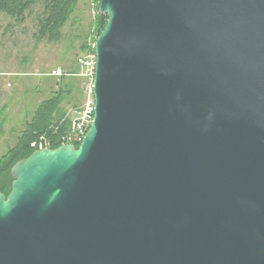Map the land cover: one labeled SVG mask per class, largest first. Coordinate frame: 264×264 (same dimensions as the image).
Listing matches in <instances>:
<instances>
[{
	"label": "water",
	"instance_id": "95a60500",
	"mask_svg": "<svg viewBox=\"0 0 264 264\" xmlns=\"http://www.w3.org/2000/svg\"><path fill=\"white\" fill-rule=\"evenodd\" d=\"M95 116L0 190V264H264V0H100Z\"/></svg>",
	"mask_w": 264,
	"mask_h": 264
},
{
	"label": "rangeland",
	"instance_id": "374dc122",
	"mask_svg": "<svg viewBox=\"0 0 264 264\" xmlns=\"http://www.w3.org/2000/svg\"><path fill=\"white\" fill-rule=\"evenodd\" d=\"M99 6L100 1L81 0L63 30V39L56 43L38 41L36 38V21L44 10L43 0L28 11L24 23H18L15 29L5 35L0 33V120L6 119L4 135L0 139V158L16 144L38 104L49 98L57 88L60 80L48 74L57 68L71 70L85 42L91 48L87 54L93 51L92 44L97 39L95 22ZM85 85L81 77L83 96ZM68 108L71 115L75 116L78 109Z\"/></svg>",
	"mask_w": 264,
	"mask_h": 264
},
{
	"label": "trees",
	"instance_id": "16d2710c",
	"mask_svg": "<svg viewBox=\"0 0 264 264\" xmlns=\"http://www.w3.org/2000/svg\"><path fill=\"white\" fill-rule=\"evenodd\" d=\"M38 1L40 0H0V12H6L15 17L18 23H22L26 19V13ZM43 1V13L37 17L36 21L38 27L36 38L38 41L59 42L63 39V30L73 17L81 0ZM97 1L99 3L100 0ZM96 20L95 31L98 37L104 30L108 17L102 16L99 12ZM89 50L91 48L89 49L85 42L81 47V54L75 60L74 67L69 71L64 70L65 74L61 77L52 76L60 80L57 88L49 98L38 104L34 114L32 113L30 120L26 122L25 129L19 135L16 144L0 158V190L4 194L8 195L12 189L11 169L14 164L30 157L35 152L31 147L32 142L45 136L53 141L54 149L61 145L63 137L69 133L75 116L71 115L68 107L77 110L84 102L80 89L81 77L77 76L80 72L78 59L85 56ZM50 73L49 76H51ZM0 119H2L1 114ZM5 127L6 119L0 120V139L4 135ZM75 146L79 147L80 144H75Z\"/></svg>",
	"mask_w": 264,
	"mask_h": 264
},
{
	"label": "built area",
	"instance_id": "2783aa9c",
	"mask_svg": "<svg viewBox=\"0 0 264 264\" xmlns=\"http://www.w3.org/2000/svg\"><path fill=\"white\" fill-rule=\"evenodd\" d=\"M95 49V41L92 44ZM97 55L95 51H90L89 54L78 59V64L81 71L77 74L84 78L87 85H85V101L83 105L76 111L71 129L65 137L61 145L65 144H81L87 132L90 130L95 116V95H94V81L96 75ZM65 73L61 68H57L51 72V76L61 77ZM60 145V146H61ZM53 141L48 137L42 136L39 140L32 142L31 147L37 150L53 149Z\"/></svg>",
	"mask_w": 264,
	"mask_h": 264
},
{
	"label": "crops",
	"instance_id": "0c3cea01",
	"mask_svg": "<svg viewBox=\"0 0 264 264\" xmlns=\"http://www.w3.org/2000/svg\"><path fill=\"white\" fill-rule=\"evenodd\" d=\"M26 19H27V13H26ZM26 19H25V21H26ZM3 20H5V21H3ZM24 22H22V23H24ZM17 24H18V21L16 20L15 17L11 16L10 14H8L6 12H0V33L5 35V34L11 32L13 29L16 28ZM19 24H21V23H19Z\"/></svg>",
	"mask_w": 264,
	"mask_h": 264
}]
</instances>
